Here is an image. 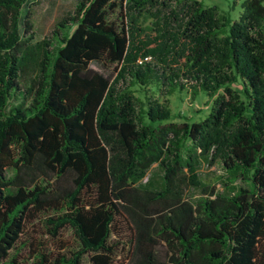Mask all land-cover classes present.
Returning <instances> with one entry per match:
<instances>
[{
    "label": "trees",
    "instance_id": "1",
    "mask_svg": "<svg viewBox=\"0 0 264 264\" xmlns=\"http://www.w3.org/2000/svg\"><path fill=\"white\" fill-rule=\"evenodd\" d=\"M236 1L231 19L201 0H75L31 43L33 2L0 0V263L51 211L78 248L33 264H112L120 224L127 264H264V0ZM174 90L209 111L167 121ZM205 155L248 186L188 199ZM153 163L160 187L140 186Z\"/></svg>",
    "mask_w": 264,
    "mask_h": 264
},
{
    "label": "rangeland",
    "instance_id": "2",
    "mask_svg": "<svg viewBox=\"0 0 264 264\" xmlns=\"http://www.w3.org/2000/svg\"><path fill=\"white\" fill-rule=\"evenodd\" d=\"M32 21H33V39L31 43L39 41H51L52 30L55 22L61 17L71 13L75 0H31ZM203 6L214 5L218 15L228 16L235 19L240 11L239 1L233 4V0H201ZM109 20L116 25L120 22L118 9L109 13ZM150 18L146 15L138 17L141 26L149 24ZM62 33V29L60 28ZM46 48H49L46 46ZM90 67L99 69L95 63H90ZM27 76L24 77V80ZM133 94L141 97L142 92L133 86ZM150 91L161 100L156 86L150 85ZM168 100L170 118L167 121H197L202 119L209 111L210 98L204 91L198 92L191 97L186 90H174L165 96ZM199 185L188 186L185 196L190 200H196L202 195L203 188L208 189L213 186L215 191L228 192L233 188L248 186V181L238 175H226L218 160H212L209 155L200 156L197 166ZM140 186L158 188L161 185V167L153 163L145 171L144 176L138 183ZM53 216L51 211L38 214L35 218L25 224L24 229L14 247L10 249L9 255L0 264H33L37 253H45L50 262L56 254H64L66 257L71 252L77 250L78 241L73 234L72 229L66 224L57 229L55 235H52L51 226L47 223V217ZM128 233L123 224L118 225L117 231L113 230L109 238V244L112 246L113 254L112 264H127L126 246ZM80 264H91L86 253L80 256Z\"/></svg>",
    "mask_w": 264,
    "mask_h": 264
},
{
    "label": "built area",
    "instance_id": "3",
    "mask_svg": "<svg viewBox=\"0 0 264 264\" xmlns=\"http://www.w3.org/2000/svg\"><path fill=\"white\" fill-rule=\"evenodd\" d=\"M147 57H145L144 59H146Z\"/></svg>",
    "mask_w": 264,
    "mask_h": 264
}]
</instances>
